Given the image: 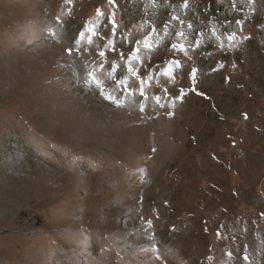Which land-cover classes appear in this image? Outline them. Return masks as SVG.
I'll return each instance as SVG.
<instances>
[{
  "label": "rangeland",
  "instance_id": "rangeland-1",
  "mask_svg": "<svg viewBox=\"0 0 264 264\" xmlns=\"http://www.w3.org/2000/svg\"><path fill=\"white\" fill-rule=\"evenodd\" d=\"M236 5L0 0V264H264V0Z\"/></svg>",
  "mask_w": 264,
  "mask_h": 264
},
{
  "label": "snow or ice",
  "instance_id": "snow-or-ice-1",
  "mask_svg": "<svg viewBox=\"0 0 264 264\" xmlns=\"http://www.w3.org/2000/svg\"><path fill=\"white\" fill-rule=\"evenodd\" d=\"M68 2L70 3L71 0H68ZM107 2H108L109 5H114L115 0H107ZM247 2H248V4H249V6L252 7L253 11H255V8H254V0H247ZM231 7H232L233 9H236V7H237V5H236V0H231ZM96 15H97L98 18H102V17H104L105 13H104L100 8H97ZM114 15H115V12L113 11V13H112L111 15H109V17H108L109 23L112 25V34H113V35L116 34V28H117V23H116V21H115V19H114ZM58 19H59V17H58ZM173 19H177V17H173ZM183 22H184V21L181 20V23H183ZM235 23H236L237 25H241V24H242V21L238 19V20L235 21ZM188 27L191 28L192 25L189 24ZM239 30L242 32V31H243L242 27H241ZM89 31H93V28L90 27V28H89ZM93 34H95L94 31H93ZM81 35L83 36V33H81ZM229 39L232 40V41H237L238 39H244V40H247V39H250V37H248V36H242V37H239V38H238L237 35H236V32H233V33L231 34V36L229 37ZM143 46H144L145 48L151 47V43H150V41H148L147 39H145ZM77 47H78V46H77ZM172 47L175 49V48H177L178 46H177L176 44H173ZM179 48H180L181 51L184 50V49H183V45H180ZM72 51H73V49H72L71 47L67 50V52H68L69 55H72ZM98 55H99V57L104 58V57H105V52H104V51H99V52H98ZM127 59H128V61H129V63H128V72H129L131 75L135 76L137 80H140L141 77L137 75V71H138V69H137L136 65H135L134 63H132L133 61H136V60L138 59L136 53L134 52V53H133L131 56H129ZM173 66H174V67H179L178 62H175V61H174V62H173ZM101 67H102V65H101ZM196 73H197V69H196V68H193V69H192V73H191V77H190V78L194 80V79L196 78ZM90 75H93L94 79H96L98 83L100 82L99 77H96L95 74H90ZM166 75L169 76V77L172 76V69H171V68H169V70H168V72L166 73ZM150 78H151V77H149V79H150ZM146 82H147V81H142V84H143V83H146ZM170 82L173 83V84H175V79L173 78ZM125 91H128V89L126 88ZM134 91H135V89H132L131 91H128V95L131 96V95L133 94ZM165 92H167V89H165ZM183 93H184V89H183V88H180L179 91H178L175 95H173L172 99H176V98H178L179 96H182ZM143 94H144V93H143V89L141 88V95L143 96ZM101 95L104 96V98L107 99L109 102L114 103V104H116L117 106H119V105L121 104V100H120L119 97L115 94L114 91H102V92H101ZM162 101H163V98H162V97H157L156 100H155V102H156L157 104H161ZM243 118H244V120H247V119H248V116H247L246 113L243 114ZM140 171H141V173L144 172L143 169H141ZM261 216H262V218H264V213H262ZM150 223H151V222H149V224H150ZM221 235H222L221 231L218 230V231H217V237L220 238ZM231 256H232V253H229V257H230V258H231ZM242 260L245 262V264H250V257H249V255L247 254V249H245V254L242 256Z\"/></svg>",
  "mask_w": 264,
  "mask_h": 264
},
{
  "label": "trees",
  "instance_id": "trees-1",
  "mask_svg": "<svg viewBox=\"0 0 264 264\" xmlns=\"http://www.w3.org/2000/svg\"><path fill=\"white\" fill-rule=\"evenodd\" d=\"M92 19H93L94 21H95L96 19H98L97 15H94V16L92 17ZM134 51H137V47H135ZM176 87H177V86H176Z\"/></svg>",
  "mask_w": 264,
  "mask_h": 264
}]
</instances>
